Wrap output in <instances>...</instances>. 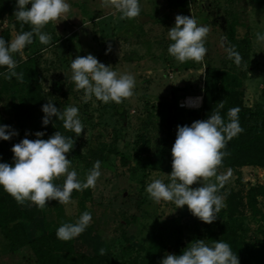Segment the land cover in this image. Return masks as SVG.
I'll return each mask as SVG.
<instances>
[{"label":"rangeland","instance_id":"rangeland-1","mask_svg":"<svg viewBox=\"0 0 264 264\" xmlns=\"http://www.w3.org/2000/svg\"><path fill=\"white\" fill-rule=\"evenodd\" d=\"M66 2L71 11L42 30L51 34V42L43 45L34 36L32 44L13 55L16 72L38 86L42 104L27 107L23 81L5 79L2 74L7 68L0 67V121L18 133L12 138L24 139L27 133L34 140L36 132H43L41 138L48 139L55 128L52 120L42 124V105L51 102L61 111L77 107L84 131L78 137L69 131L75 139L66 154L70 170L84 181L99 160L101 175L94 188L73 191L71 204L53 200L43 210L31 202L17 204L20 211L30 212L23 224L27 241L57 229L62 222L75 223L88 211L92 221L73 239L75 253L103 256L113 264H139L148 254L160 264L176 247H187L210 231L216 234V223L226 222L254 260L264 261V239L257 229L264 198H257L253 210L245 196L252 186L264 187V170L253 166L217 169L222 180L213 177L190 186L216 183L217 195L225 198L226 207L211 224L194 217L187 206L157 204L145 191L155 179L170 182L165 154L171 153L177 126L199 120L197 112L181 109L177 102L185 95L202 94L205 69L220 72L224 87L220 100L225 107L228 101L223 95L229 91L240 94L244 108L255 101L264 106V40L259 38L264 37V0H139L140 15L132 20H122L114 8L103 7L102 0ZM15 11L16 2L0 0V37L6 41L17 35ZM177 15L193 16L198 26L209 27L202 62L181 63L168 54L172 43L168 30L175 26ZM27 28L30 31L31 25ZM230 50L242 57L240 66L229 58ZM88 54L118 74L134 76V95L120 104H104L95 97L85 103L83 90L78 91L71 80L70 65L77 56ZM64 179L54 183L60 185ZM10 249L0 228V264H20Z\"/></svg>","mask_w":264,"mask_h":264},{"label":"clouds","instance_id":"clouds-1","mask_svg":"<svg viewBox=\"0 0 264 264\" xmlns=\"http://www.w3.org/2000/svg\"><path fill=\"white\" fill-rule=\"evenodd\" d=\"M31 4L30 9L26 8ZM103 7H112L123 19H135L140 15L139 0H102ZM71 6L66 0H16V19L23 24L31 25L30 31H21L11 41L0 37V67H6L5 79L15 77L23 81L24 74L17 73V62L13 58L22 52L27 45L33 43L36 36L43 45H48L52 36L42 31L46 25L66 16ZM209 27L198 26L193 16L177 15L175 26L168 30V38L172 43L167 49L168 54L178 62H202L207 53L205 47ZM264 40V37H259ZM110 50V48H109ZM107 54V52H106ZM229 58L240 66L242 57L230 50ZM71 80L76 89L83 90L84 102L93 97L104 104L114 102L120 104L134 95L135 78L131 74H118L112 66H106L88 54L77 56L71 61ZM248 69V66H246ZM200 98L189 101V105L198 107ZM218 109L205 120L194 121L191 126H177L176 139L171 149L172 165L168 183L155 179L145 189L149 198L159 204L161 201L172 202L176 208L187 206L189 212L205 224H211L226 204L224 197L217 195L219 188L216 183H206L192 188L200 181H210L217 177V169L228 155L225 149L228 141L244 131L239 123L238 107L227 112L228 122L225 123L219 109L224 108V101L218 102ZM44 113L42 124L47 126L53 117L62 121L63 128L80 136L84 125L79 118V109L68 106L63 111L54 103L47 102L42 106ZM18 133L10 126L0 125V140L8 141ZM28 134L11 148L13 164L0 163V188L8 193L17 204L31 202L38 209L47 207V202L58 201L68 205L72 201L73 191L82 192L94 188L101 175L99 160L86 174L85 180L78 178L75 170H70L71 160L67 155L75 144L73 137L56 131L48 139H42L43 132H36L35 139H28ZM64 177L62 184L55 180ZM222 180V177H217ZM92 221L91 213L83 212L75 223H64L56 230L59 240L70 241L82 234ZM101 255L104 249L100 250ZM160 264H239L236 253L231 246L223 242L193 240L184 248L180 255L166 254Z\"/></svg>","mask_w":264,"mask_h":264},{"label":"trees","instance_id":"trees-1","mask_svg":"<svg viewBox=\"0 0 264 264\" xmlns=\"http://www.w3.org/2000/svg\"><path fill=\"white\" fill-rule=\"evenodd\" d=\"M11 0V3H15ZM17 34L21 31H28L27 24H21L17 20L14 25ZM15 78V77H13ZM23 83L26 86V96L28 106H38L42 104V96L36 84L29 81L24 75ZM224 87L220 80V72L216 69H205L201 94V106L197 111L199 120L207 119L212 112H215L221 100L220 93ZM237 91L224 92L223 97L228 101L227 107L219 109L225 123L228 122L227 112L230 108L238 107L239 123L244 129L242 133L228 141L225 151L228 153L224 157L222 165L218 169H238L243 166H253L264 170V106L255 101L250 108H244L239 99ZM227 103V102H226ZM25 105L22 104V107ZM43 106V105H42ZM54 131H60L69 136V131L63 128L62 121L52 118ZM1 125V121H0ZM22 139L11 138L8 141L0 140V163L13 164V154L11 148ZM165 162L169 172H171V153L165 154ZM246 203L254 210L257 198H264V187L252 186L246 191ZM26 213L20 211L17 202L0 188V228L6 235L11 249L9 254L17 257L20 264H113L103 256L87 257L73 251V239L70 241L59 240L56 236L57 229H47L45 235L28 242L24 233L23 224L26 222ZM258 233L264 239V213L259 216ZM217 233L208 232L205 237H198L207 243L212 241H223L228 243L236 253L241 264H264V261L254 260L252 253L244 249L236 230L228 227L226 222L216 223ZM186 248V247H184ZM182 247H176L174 255H180ZM139 264H155L152 256L146 255Z\"/></svg>","mask_w":264,"mask_h":264},{"label":"built area","instance_id":"built-area-1","mask_svg":"<svg viewBox=\"0 0 264 264\" xmlns=\"http://www.w3.org/2000/svg\"><path fill=\"white\" fill-rule=\"evenodd\" d=\"M199 97L200 98V102H199V106L198 107H193L189 105V101H195V98ZM190 99V100H189ZM177 105L179 108L184 109V110H189V111H195L197 112L200 109L201 106V95L200 96H189V95H185L182 98L178 99Z\"/></svg>","mask_w":264,"mask_h":264}]
</instances>
